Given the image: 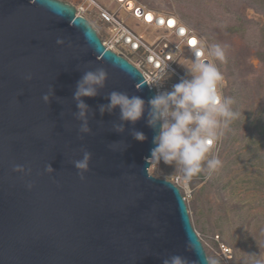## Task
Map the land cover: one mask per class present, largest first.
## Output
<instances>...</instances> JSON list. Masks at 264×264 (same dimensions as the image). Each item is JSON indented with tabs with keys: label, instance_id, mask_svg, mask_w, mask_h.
<instances>
[{
	"label": "water",
	"instance_id": "95a60500",
	"mask_svg": "<svg viewBox=\"0 0 264 264\" xmlns=\"http://www.w3.org/2000/svg\"><path fill=\"white\" fill-rule=\"evenodd\" d=\"M96 68L108 77L96 96L81 97L90 129L81 133L74 93ZM112 91L142 98L144 116L133 123L120 120L119 107L101 113ZM153 96L73 5L0 0V264H163L173 255L209 264L180 189L149 173ZM84 150L82 179L74 162Z\"/></svg>",
	"mask_w": 264,
	"mask_h": 264
},
{
	"label": "rangeland",
	"instance_id": "374dc122",
	"mask_svg": "<svg viewBox=\"0 0 264 264\" xmlns=\"http://www.w3.org/2000/svg\"><path fill=\"white\" fill-rule=\"evenodd\" d=\"M137 1L176 14L204 35L208 47L224 48L226 61L214 63L237 116L220 150L209 154L222 166L194 176L183 197L209 264H246L248 255L264 253V0ZM174 167L151 163L149 173L167 179ZM221 244L230 254L223 255Z\"/></svg>",
	"mask_w": 264,
	"mask_h": 264
},
{
	"label": "clouds",
	"instance_id": "9594fccd",
	"mask_svg": "<svg viewBox=\"0 0 264 264\" xmlns=\"http://www.w3.org/2000/svg\"><path fill=\"white\" fill-rule=\"evenodd\" d=\"M57 43L62 44L63 40L58 39ZM200 51H206L211 59L196 57L190 67L192 73L190 79L180 80L172 86L171 91H160L147 102V124L157 130L153 137L155 147L151 149L147 159L157 167L161 162L165 165H174V179L184 185L190 183L194 176L205 171L211 174L222 166L218 156L209 154L215 143L221 138L223 141L225 130L237 116L231 107L233 99L223 96L218 87L224 77L214 60L226 61L224 48L217 43ZM107 77L108 73L104 68H96L94 71H86L77 83L74 99L79 109L77 119L82 121L81 133L90 131L87 122L88 106L81 97L96 96L98 90L105 86ZM26 78L31 79V76ZM164 78V75L160 74L152 83L159 84ZM42 99L47 102L49 96L45 94ZM108 100L107 105L100 106L101 113L106 110L111 112L119 107L121 121L134 123L145 114V101L139 96L130 97L126 93L112 91L108 95ZM114 126L117 131H123V124ZM133 136L140 142L147 139L145 134L139 131L134 132ZM90 160L91 153L84 150L83 158L74 162L82 179L83 173L89 170ZM21 168L17 166L16 170ZM47 171H52L51 166H48ZM170 178L167 179L171 181ZM180 192L183 195V190L180 189ZM248 257L246 264H264V253L260 252L259 255L253 253ZM163 264H188V261L182 256L173 255L164 259ZM211 264L219 262L213 259Z\"/></svg>",
	"mask_w": 264,
	"mask_h": 264
},
{
	"label": "built area",
	"instance_id": "2783aa9c",
	"mask_svg": "<svg viewBox=\"0 0 264 264\" xmlns=\"http://www.w3.org/2000/svg\"><path fill=\"white\" fill-rule=\"evenodd\" d=\"M75 15L86 18L96 29L106 49L128 59L144 76L155 95L171 91L182 79H190V67L196 57L211 59L202 48H208L204 35L169 11L152 9L137 0H68ZM167 65V67H165ZM160 74L159 84L152 83ZM223 93V82L218 85ZM222 138L212 146L219 150ZM171 181L181 190L189 183ZM223 255L230 248L221 244Z\"/></svg>",
	"mask_w": 264,
	"mask_h": 264
},
{
	"label": "trees",
	"instance_id": "16d2710c",
	"mask_svg": "<svg viewBox=\"0 0 264 264\" xmlns=\"http://www.w3.org/2000/svg\"><path fill=\"white\" fill-rule=\"evenodd\" d=\"M262 123H263V125H264V121H262ZM257 127H258V125H257Z\"/></svg>",
	"mask_w": 264,
	"mask_h": 264
},
{
	"label": "flooded vegetation",
	"instance_id": "af4514ba",
	"mask_svg": "<svg viewBox=\"0 0 264 264\" xmlns=\"http://www.w3.org/2000/svg\"><path fill=\"white\" fill-rule=\"evenodd\" d=\"M99 36V35H98ZM100 38V37H99ZM100 40H101V38H100ZM101 42H102V40H101Z\"/></svg>",
	"mask_w": 264,
	"mask_h": 264
}]
</instances>
